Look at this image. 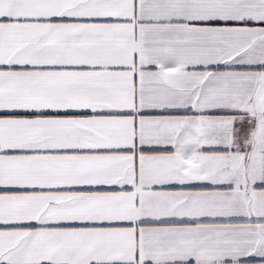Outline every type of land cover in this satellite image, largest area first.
I'll list each match as a JSON object with an SVG mask.
<instances>
[{
    "label": "snow or ice",
    "instance_id": "6c2138e0",
    "mask_svg": "<svg viewBox=\"0 0 264 264\" xmlns=\"http://www.w3.org/2000/svg\"><path fill=\"white\" fill-rule=\"evenodd\" d=\"M0 264H264V0H0Z\"/></svg>",
    "mask_w": 264,
    "mask_h": 264
}]
</instances>
